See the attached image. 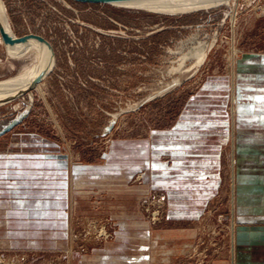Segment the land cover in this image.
<instances>
[{
  "label": "rangeland",
  "instance_id": "rangeland-1",
  "mask_svg": "<svg viewBox=\"0 0 264 264\" xmlns=\"http://www.w3.org/2000/svg\"><path fill=\"white\" fill-rule=\"evenodd\" d=\"M1 3L14 35L48 42L52 66L0 104V129L17 120L0 135V184L53 202L45 212L62 191L63 223L16 224V235H40L17 247L1 227L0 264H232V235L264 226V200L240 204L264 187V63L249 56L264 55V0ZM36 53L0 43V82Z\"/></svg>",
  "mask_w": 264,
  "mask_h": 264
},
{
  "label": "crops",
  "instance_id": "crops-1",
  "mask_svg": "<svg viewBox=\"0 0 264 264\" xmlns=\"http://www.w3.org/2000/svg\"><path fill=\"white\" fill-rule=\"evenodd\" d=\"M249 56L254 57V58L258 57V59H260L259 61L256 62V65H258V62L264 63V55L252 54ZM257 77H258V80L262 78L261 72L256 74V78ZM247 88H250V87H247ZM248 105L254 110L255 104L253 102ZM260 123L264 124V120ZM262 129H263L262 132L260 130L256 131V132H259L257 133V136L259 137V139L261 136V140H262L260 141L261 143L264 142L263 135L261 134V133H264V126H262ZM55 166L56 168L59 167L58 164H56ZM153 173L155 174L157 172L154 171ZM164 173H168V176H171L168 170L162 171V174ZM55 178H56L55 179L56 182H59V184L62 187V180L60 179L61 177L55 176ZM0 187L2 188V190H0V228L3 227L4 229H7L6 231L5 230L2 231V234L4 233L6 234L4 235V237L5 239H7L11 247L19 246L18 244H21L22 239L29 240V239H32L34 236L35 237L40 236V235H16V233L20 230L18 229L19 227H16V224H24V225H27L28 228H30L31 223H37L38 225H46L47 222H50V223L54 222L56 226L58 225V223H61L62 225L63 221L61 222L58 221V218H60V216L62 217V214H63L62 212L63 201L59 200V196L61 195L62 191L55 190V193H56L55 195H57L56 196L57 198L54 203L56 205V210L53 212L50 211L51 212L50 213V212H45L41 209L42 208L46 209L49 205H52L53 202H51V204L49 203L50 201L48 200H41V201L35 202L33 198H31V200H28L27 197L29 194L27 192V188L24 187L23 185L22 186L17 185L16 190L14 191L13 194H11V190L6 188V185L0 184ZM36 188H39V187H36ZM39 191H44V189L43 190L39 189ZM260 194L261 195L252 193V194L242 195L240 197L241 207L246 206L247 204L246 201H248L249 198L251 199V197L253 196L254 198L256 197L255 198L256 201L254 199V203L250 206V208L260 209L262 206L261 203L264 200V187L263 189H260ZM2 198H6L8 200H4ZM5 204H8L7 209L5 208ZM30 208H39V209L37 211L35 210L32 212ZM48 217L50 218V221H47ZM54 217H55V220L52 219ZM33 218L37 220L35 221L33 220ZM39 228H41V226ZM57 237L61 238L62 235H51L50 238L54 239ZM232 237H233V244H234V249H233L234 258L232 260V264H264V226L239 228L238 235H232ZM97 258L100 260L101 264H106L107 255L97 256ZM121 258L124 259L126 263L130 262V264H135V263L147 264L148 263L147 256H143L138 259L137 257H129V256L122 255ZM132 261L133 262L135 261V262L133 263Z\"/></svg>",
  "mask_w": 264,
  "mask_h": 264
},
{
  "label": "bare ground",
  "instance_id": "bare-ground-1",
  "mask_svg": "<svg viewBox=\"0 0 264 264\" xmlns=\"http://www.w3.org/2000/svg\"><path fill=\"white\" fill-rule=\"evenodd\" d=\"M208 1L211 0H128V1L115 2L112 4L120 5V6L144 7L148 9H162V8L181 9L189 5L195 6V5L204 4L207 3ZM170 4H176L177 6L175 5L170 6ZM0 20L5 30L8 33L13 34L9 29L7 18L4 14L1 0H0ZM0 43H2L5 46L7 54L11 56L19 57L25 55L26 53L30 54L35 50L37 51L36 55L34 54L35 59L39 57V60L41 62L40 64L38 60V63L36 64L33 63L31 65H28L27 67H24L22 72L19 73L18 76L0 82V99L5 97H10L12 95L17 94L22 89H25L29 85L33 77L39 75L40 73L42 74V78H43V76L50 70L52 66V56L49 49L45 44L40 43L35 39H29L25 44L7 46L2 42L0 36ZM197 54H199L197 57H198V61H200L203 58L204 53H197Z\"/></svg>",
  "mask_w": 264,
  "mask_h": 264
},
{
  "label": "water",
  "instance_id": "water-1",
  "mask_svg": "<svg viewBox=\"0 0 264 264\" xmlns=\"http://www.w3.org/2000/svg\"><path fill=\"white\" fill-rule=\"evenodd\" d=\"M75 2H80V3H101V4H112L115 2H121V1H128V0H72ZM0 36L2 39V42L7 45V46H15L17 44H25L29 39H35L40 43H43L47 46V48L49 49L50 53H51V48L48 44V42L40 35L34 34V33H28V34H23L20 36H16L14 34L8 33L1 20H0ZM42 79V74L40 73L39 75L33 77V79L30 81L29 85L25 88L22 89L21 91H19L17 94L12 95L10 97H5V98H1L0 99V104L1 103H5L13 98L22 96L23 94L31 91L33 88H35V86L38 84V82ZM17 123V120L14 119L12 121H10L9 123H7L5 126H3L0 129V135L4 134L5 132H7L9 129H11L15 124Z\"/></svg>",
  "mask_w": 264,
  "mask_h": 264
},
{
  "label": "snow or ice",
  "instance_id": "snow-or-ice-1",
  "mask_svg": "<svg viewBox=\"0 0 264 264\" xmlns=\"http://www.w3.org/2000/svg\"><path fill=\"white\" fill-rule=\"evenodd\" d=\"M257 99H264V97H258Z\"/></svg>",
  "mask_w": 264,
  "mask_h": 264
}]
</instances>
